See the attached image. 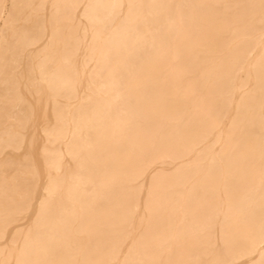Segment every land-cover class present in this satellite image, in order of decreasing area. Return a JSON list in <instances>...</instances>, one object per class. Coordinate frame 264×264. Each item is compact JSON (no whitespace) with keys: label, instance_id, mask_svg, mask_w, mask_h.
<instances>
[{"label":"bare ground","instance_id":"6f19581e","mask_svg":"<svg viewBox=\"0 0 264 264\" xmlns=\"http://www.w3.org/2000/svg\"><path fill=\"white\" fill-rule=\"evenodd\" d=\"M0 264H264V0H0Z\"/></svg>","mask_w":264,"mask_h":264}]
</instances>
